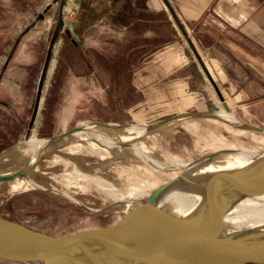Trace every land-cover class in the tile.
I'll use <instances>...</instances> for the list:
<instances>
[{"label":"rangeland","instance_id":"1","mask_svg":"<svg viewBox=\"0 0 264 264\" xmlns=\"http://www.w3.org/2000/svg\"><path fill=\"white\" fill-rule=\"evenodd\" d=\"M162 3L164 12L171 14L166 1ZM133 4L143 8V0ZM155 8V0H147L146 24L128 29L109 24L111 16L105 15L102 5L84 7L78 14L58 17L59 25L52 26L44 40H36L29 49L30 64L1 65L0 174L22 168L27 175L0 181L2 216L48 233L103 225L183 172L177 163L186 164L185 170L194 166L196 173L204 167L229 171L239 167L235 151L264 153V132L237 128L214 117L184 115L213 114L264 129V88L246 104L231 103L206 75L194 79L195 69L203 71L195 57L187 77V71L182 73L185 64L174 66L170 61L177 52L191 59L192 51L182 42L181 48L167 46L178 37V25L172 16L158 22ZM6 34L0 33V41ZM65 83L79 90L81 101L59 133L90 122V138L70 133L45 145L32 163L30 143L59 134L50 135L56 127L50 132L46 125L49 119H58L61 96L57 93H62L59 89ZM194 88L199 93L194 94ZM193 101L203 102L206 111L192 110ZM176 115L180 116L142 131L137 128ZM106 140L113 146L97 143ZM175 194L161 201L169 203ZM5 263L18 264L0 261Z\"/></svg>","mask_w":264,"mask_h":264},{"label":"water","instance_id":"2","mask_svg":"<svg viewBox=\"0 0 264 264\" xmlns=\"http://www.w3.org/2000/svg\"><path fill=\"white\" fill-rule=\"evenodd\" d=\"M184 115L214 117L237 128L264 132V129L213 114ZM179 116L142 126L146 129ZM82 124L48 138L46 145L79 130ZM254 164L229 171L178 173L144 195L141 203L124 211L117 220L103 225L48 233L0 214V261L18 264H264V214L240 218L234 223L224 220L235 207L264 206V161L252 180L248 172ZM16 176L27 178L26 171L20 168L0 174V181ZM181 182L190 185H182L181 189L184 193L181 199L188 203L171 212L161 200Z\"/></svg>","mask_w":264,"mask_h":264},{"label":"crops","instance_id":"3","mask_svg":"<svg viewBox=\"0 0 264 264\" xmlns=\"http://www.w3.org/2000/svg\"><path fill=\"white\" fill-rule=\"evenodd\" d=\"M162 1L155 0L154 10L160 17L158 22L168 21L172 16L178 25V37L171 39L167 46L181 48L183 43L193 54L190 59L177 52L171 56L172 65L185 64L187 70L182 73L187 71V77H190L189 63L195 65L196 59L203 71L195 69L194 79L201 80L206 75L215 90L236 105L246 104L251 97L262 92L264 0H164L170 6L171 14L164 12ZM95 5L103 6L105 15L111 16L109 24L112 26L120 24L129 29L146 24L148 19L147 0H143L142 9H136L133 0H0V33H7L6 39L0 41V49H5V52L0 51V80L4 71L2 64L12 67L32 62L33 51L29 49L36 46V40H44L45 33H49L52 26L59 25L58 17L78 14L84 7ZM156 19L154 22L157 23ZM120 41V38L114 39L113 46ZM69 86L65 83L64 88L59 89L62 93H57L62 97V100L61 97L58 99L61 107L58 119L47 122L50 132L56 127L50 135L61 132L58 129L66 126L70 113L81 101L79 90ZM193 90L194 94L200 91L199 88ZM191 104L194 106L192 110L206 111L203 102L193 101Z\"/></svg>","mask_w":264,"mask_h":264},{"label":"bare ground","instance_id":"4","mask_svg":"<svg viewBox=\"0 0 264 264\" xmlns=\"http://www.w3.org/2000/svg\"><path fill=\"white\" fill-rule=\"evenodd\" d=\"M222 116V115H221ZM87 125L88 127L89 126V123H84L80 126L79 130H76L74 133L76 134H83L85 135L86 137H89V133H88V130H87ZM95 127V126H94ZM111 127V126H109ZM114 127H117V126H114ZM137 128H139V130H143L145 129L143 126H137ZM127 129L128 126H127ZM118 130L120 131V129L118 128ZM92 131V130H91ZM118 132V131H117ZM80 134V135H81ZM79 135V136H80ZM130 136V135H129ZM132 136V135H131ZM98 137V136H97ZM109 140V139H108ZM94 141V140H93ZM96 142V141H95ZM122 142V141H121ZM97 143L101 144L102 146L105 147V145H112L111 143L107 142H104V144L102 142H99L97 141ZM127 143V142H126ZM31 147L33 149V153L31 154V156L29 157L30 161L32 163H34V161L36 160V158L39 156V154L43 151L45 145H46V141H42V140H38V141H32L31 143ZM79 144V143H78ZM114 144H117V143H114ZM94 145V144H93ZM49 146V145H48ZM47 146V147H48ZM108 146V147H109ZM113 146V145H112ZM117 146V145H116ZM78 147V146H77ZM120 147V145H119ZM128 147V146H127ZM133 148V147H132ZM139 154H141L142 152L140 150H137ZM237 154H235L233 157H234V160L237 161L236 164L237 167H242V166H247L249 164H252V163H255L254 166L252 167H249V175L248 177H250L252 180L254 179L255 175H256V171H257V168L259 167V165L264 161V153H260V152H255V151H249V150H237L235 151ZM142 157H144L143 153H142ZM31 163V164H32ZM157 164V163H156ZM156 164H154L155 166H157ZM176 165H180V167H182L183 170V173H186V174H196V171L197 169H195L194 166H190L188 169L185 170L186 168V164H181V163H177ZM154 166V167H155ZM161 166V165H160ZM238 167V168H239ZM30 169V167H29ZM217 168H208V167H204V171L203 172H208V171H212V170H216ZM195 170V171H194ZM29 171V170H28ZM203 172H200V173H203ZM30 181V182H29ZM30 179H27V183L30 184V185H36L34 182H32ZM15 185V184H14ZM183 186L187 187V186H190L188 183H184V182H181L179 183V185L177 186L176 190L174 189L172 192L174 193H177L175 194L174 196L170 197L168 199V202H164L162 201V205L167 207L171 212H173V210L175 208H180L182 207L183 204H187L188 201L186 200H182L181 198L184 196L182 193L183 191H181V189H183ZM23 188V187H22ZM171 193V191H170ZM169 193V194H170ZM168 194V195H169ZM167 195V196H168ZM166 196V197H167ZM68 197V196H67ZM184 199V198H183ZM264 200V199H263ZM124 201V200H123ZM129 202V201H128ZM180 203V204H179ZM179 204V205H178ZM264 205V203L262 204ZM238 211L239 214H236L234 217L232 216V211ZM261 214H264V206H259V205H256V204H250V205H242V206H238V207H235L234 209H232L225 217V222L226 223H234L236 221H238L240 218H244V217H250V216H255V215H261ZM228 220V221H226ZM6 264V263H5ZM8 264V263H7Z\"/></svg>","mask_w":264,"mask_h":264}]
</instances>
